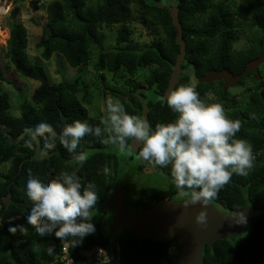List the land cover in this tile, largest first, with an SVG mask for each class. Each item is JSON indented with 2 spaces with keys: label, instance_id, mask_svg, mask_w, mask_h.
Returning <instances> with one entry per match:
<instances>
[{
  "label": "trees",
  "instance_id": "trees-1",
  "mask_svg": "<svg viewBox=\"0 0 264 264\" xmlns=\"http://www.w3.org/2000/svg\"><path fill=\"white\" fill-rule=\"evenodd\" d=\"M134 2L142 23L153 27L152 37H148V43L142 47L129 44L132 30L126 23L133 14ZM29 5L34 11L44 9L45 12L43 23L35 16L30 17V22L40 29V37L35 42L38 57L30 58L27 53V29L18 16L9 18L6 24L8 39L0 40V46L6 44L1 50L4 68H13L38 83L30 97L22 101L19 115L4 108L7 93L0 87V166L8 163L0 173V264H61L56 258L65 243L74 259L73 264H82L85 254L96 246L105 249L113 258L109 264H180L183 247L174 237L136 238L127 231L122 236L111 234L108 224L109 213L113 217L110 196L121 184L118 181L120 163L111 150L112 145L102 142L108 137L107 131L100 138L85 136L81 140L77 153L88 155L83 166L72 159L75 154H69L58 140L54 148L47 150L42 147L43 141H38L42 150L52 153L38 161L31 158L35 145L30 136L25 135L17 143L10 138L15 139L26 128L34 129L42 121L51 123L57 130L77 119L106 128L100 114L88 112L85 105L89 100L88 89L81 74L72 80L55 83L41 64L56 56L79 71L90 62L95 48L96 77L103 79L102 72L106 71L114 81L124 79L121 89L109 87L105 82L97 85L116 92L130 114L146 117L153 127L176 118L160 98L185 84H194L202 99L222 104L230 119L241 122L237 138L246 139L252 145L254 165L247 175H233L212 201L222 209L240 210L248 205L256 212L244 234L204 245L202 264H264V61L259 66L261 80L254 79L252 72L242 76L237 86L244 89L239 94H232L228 88L223 90L222 81H197L208 70L227 68L237 75L248 61L260 55L264 0H240L238 4L233 0H49L44 6L38 5L37 0H30ZM172 8L177 9L185 52L177 80L169 89L180 49ZM114 26H117L114 44L104 48L100 29ZM246 31L251 35L250 46L236 49L234 44ZM143 69L147 73L141 81L137 77ZM0 81H6L19 92L24 87L5 78L1 66ZM104 103L106 106V101ZM132 142L130 140L127 147ZM134 146L137 156L142 145L135 143ZM138 160L139 172L147 164L143 176L148 180L135 179L132 183L136 188L130 192L127 189L129 210L154 207L182 192L175 186L170 166L160 168ZM61 171H75L85 186L94 184L99 195L92 212L96 231L75 246L71 240L60 241L54 235L38 236L25 219L32 207L26 194L29 174L50 180ZM159 172L163 178L157 177ZM184 191L186 198L193 194L191 189ZM10 226L16 227L14 233L8 230ZM171 247H175L173 253H170ZM49 248L53 249L51 254Z\"/></svg>",
  "mask_w": 264,
  "mask_h": 264
},
{
  "label": "clouds",
  "instance_id": "clouds-1",
  "mask_svg": "<svg viewBox=\"0 0 264 264\" xmlns=\"http://www.w3.org/2000/svg\"><path fill=\"white\" fill-rule=\"evenodd\" d=\"M160 100L176 114L172 122L153 127L146 117L130 114L120 99L109 98L102 108L106 116L101 123L106 128L77 119L57 130L42 121L29 130V135L32 140H42L44 150L54 148L58 140L69 154H75L72 159L79 166L88 159L87 153H77L85 136L100 138L107 131L108 137L102 142L118 146L121 151L130 140L142 145L138 148V159L160 168L170 166L176 188L193 190L191 203L202 206L196 223L206 226L208 216L204 206L233 175L244 176L252 169L255 161L252 145L237 138L241 122L230 119L222 104L202 99L194 84L176 87ZM26 194L32 207L25 219L38 236L54 235L60 241L71 240L75 246L95 233L92 212L99 195L95 185L85 186L75 171H61L50 180L30 173ZM238 222L246 223V216L239 214ZM8 230L14 233L16 227L10 226ZM48 251L51 254L53 249Z\"/></svg>",
  "mask_w": 264,
  "mask_h": 264
},
{
  "label": "water",
  "instance_id": "water-1",
  "mask_svg": "<svg viewBox=\"0 0 264 264\" xmlns=\"http://www.w3.org/2000/svg\"><path fill=\"white\" fill-rule=\"evenodd\" d=\"M171 17L176 28V41L180 49L169 79V89L177 80L180 72L179 64L185 52L176 8L171 9ZM263 61L264 37L260 55L248 61L241 73L233 75L227 68L208 70L197 81L204 83L222 81V88L225 90L235 86L242 76L251 72L254 79L261 80L259 66ZM29 130L30 128H26L15 139L10 138L14 143H17L25 135L30 136ZM33 142L35 148L32 159L41 161L52 155V153L42 150L37 140H33ZM192 197L193 194L183 200L168 199L144 210H129L127 207L128 191L118 185L111 194L110 201L114 222L120 230L127 231L136 238L174 237L183 247L180 254V264H202V247L206 244L210 246L215 240H221L227 236L244 234L256 209L245 205L240 210H227L217 207L211 200L203 208L207 212V224L200 226L196 223V216L201 212L202 206L199 203H191ZM241 213L246 216V223L238 222Z\"/></svg>",
  "mask_w": 264,
  "mask_h": 264
},
{
  "label": "rangeland",
  "instance_id": "rangeland-1",
  "mask_svg": "<svg viewBox=\"0 0 264 264\" xmlns=\"http://www.w3.org/2000/svg\"><path fill=\"white\" fill-rule=\"evenodd\" d=\"M38 5H45L49 0H37ZM236 4L240 2V0H233ZM30 0H0V40L6 41L7 38V26L6 24L9 22V18L13 15L18 16L19 20L25 25L27 29V38H28V45H27V53L30 58H37L38 52L35 50V42L40 37V29L33 25L30 22V17L35 16L36 19L39 20L40 23H43L45 19V12L44 9H40L34 11L31 9L29 5ZM133 14L129 21H127L126 25L129 29L132 30V34L129 36V44L135 47H142L144 44L148 43V37H152L150 34L153 27L150 24L144 25L141 21V16L137 10V3L134 2L132 4ZM117 26L112 27V29H106L105 27L100 29L102 33V46L104 48L112 47L115 41L116 32L115 29ZM150 37V38H151ZM250 32L246 31L245 34H242L240 39L234 44L236 49H245L248 48L251 44L250 41ZM6 46H0V66L3 69V74L5 78L12 80L13 84H19L21 87L20 92L15 90L14 87L9 85L6 81H0V87L6 91L7 95L4 96V108L10 109L9 111L13 115H19L20 113V105L22 101L27 97H30V94L34 87L38 85L35 80H32L26 76H23L16 72L13 68H4V61L5 58L2 49ZM93 55L91 56L90 62L81 66V70H77V68L71 67L65 60L59 61L56 56L50 59V61L41 62L42 66L44 67L45 71L48 73L52 82H60L63 80H72L77 74H81L82 78L85 81L88 89V103L86 105L89 114L95 115L100 114L102 119H105L106 113L102 111V108L105 107L104 101H107L109 98H118L119 95L116 92H112L111 89H103L97 84H102L105 82L109 87L115 86L118 89L122 88V81L124 79L117 78V81H114L112 75L106 71H103L102 74L104 75L103 79H98L96 77L97 72L95 71L93 64L96 61V53L97 49L93 50ZM188 71L190 72L189 68ZM146 69H143L139 72L137 77L138 80H143L144 76L146 75ZM14 80V81H13ZM232 94H239L242 92L244 87L237 86V84L233 87L228 88ZM208 96L211 98L212 94L209 93ZM29 100V99H28ZM135 143L132 142L131 146L125 148V150H119L118 146L112 145L111 150L116 154V157L120 163L119 167V177L118 181H120L121 186H125L126 189L130 192L132 188H136L135 183H132L135 179L138 181L143 180L147 182V176H143L145 174V169H147V164L144 165V168L141 172L138 170L139 160L135 154ZM8 163H4L0 166V173L3 172ZM163 178L160 172L157 173V177L160 176ZM142 176L145 178L143 179ZM150 179H154V177H150ZM185 191L178 192L173 199L175 200H183L187 196ZM108 224L110 228V232L112 235L122 236L125 235L124 230H120L114 224V220L112 215L108 216ZM175 251V247H171L170 253Z\"/></svg>",
  "mask_w": 264,
  "mask_h": 264
},
{
  "label": "built area",
  "instance_id": "built-area-1",
  "mask_svg": "<svg viewBox=\"0 0 264 264\" xmlns=\"http://www.w3.org/2000/svg\"><path fill=\"white\" fill-rule=\"evenodd\" d=\"M85 255L86 260L83 261V264H109L111 260H113V258L108 255L105 249L98 246L92 248ZM56 260L61 264H73L74 259L69 254L68 246L66 244L61 247Z\"/></svg>",
  "mask_w": 264,
  "mask_h": 264
}]
</instances>
